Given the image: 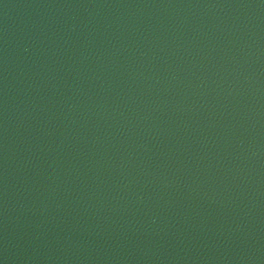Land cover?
<instances>
[{
    "label": "water",
    "instance_id": "1",
    "mask_svg": "<svg viewBox=\"0 0 264 264\" xmlns=\"http://www.w3.org/2000/svg\"><path fill=\"white\" fill-rule=\"evenodd\" d=\"M0 264H264V0H0Z\"/></svg>",
    "mask_w": 264,
    "mask_h": 264
}]
</instances>
